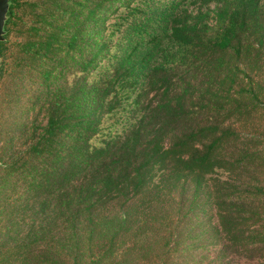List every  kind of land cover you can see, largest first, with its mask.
Wrapping results in <instances>:
<instances>
[{
  "label": "trees",
  "instance_id": "trees-1",
  "mask_svg": "<svg viewBox=\"0 0 264 264\" xmlns=\"http://www.w3.org/2000/svg\"><path fill=\"white\" fill-rule=\"evenodd\" d=\"M11 3L0 264H264V0Z\"/></svg>",
  "mask_w": 264,
  "mask_h": 264
},
{
  "label": "rangeland",
  "instance_id": "rangeland-1",
  "mask_svg": "<svg viewBox=\"0 0 264 264\" xmlns=\"http://www.w3.org/2000/svg\"><path fill=\"white\" fill-rule=\"evenodd\" d=\"M31 2L32 0H20V3L21 4H26V2ZM190 10H193L192 7L189 8ZM212 9H215V5L212 6ZM20 16H22L24 19H26V16L23 14V13H19ZM213 25L215 24V22L212 23ZM1 61V59H0ZM7 84L2 86V88H0V136H1V133L5 127V124L6 122H8V118L9 116L6 115V112L5 114L3 115L2 112H1V103H2V99L5 97V93H4V89L6 88ZM11 120H14L13 118H11ZM46 123H47V120L45 118V114H43L41 117H40V123L39 125L41 127H45L46 126ZM27 138L28 136L26 137V139L23 141V139H15V142H14V147L16 150H21V152L25 151L29 146H30V143L27 141ZM25 141L27 142V144L25 143Z\"/></svg>",
  "mask_w": 264,
  "mask_h": 264
},
{
  "label": "water",
  "instance_id": "water-1",
  "mask_svg": "<svg viewBox=\"0 0 264 264\" xmlns=\"http://www.w3.org/2000/svg\"><path fill=\"white\" fill-rule=\"evenodd\" d=\"M11 5V0H0V44L4 41L6 35V24Z\"/></svg>",
  "mask_w": 264,
  "mask_h": 264
}]
</instances>
